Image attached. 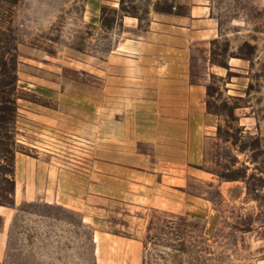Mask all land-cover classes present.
I'll use <instances>...</instances> for the list:
<instances>
[{
    "label": "rangeland",
    "instance_id": "374dc122",
    "mask_svg": "<svg viewBox=\"0 0 264 264\" xmlns=\"http://www.w3.org/2000/svg\"><path fill=\"white\" fill-rule=\"evenodd\" d=\"M165 10L211 17L220 30L192 57L193 78L209 86L217 125L202 166L211 179L192 180L189 190L212 205L214 216L151 211L143 264H264V0H0V27L12 28L18 51L11 149L14 156L87 171L92 112L76 104L91 103L92 92L76 83H91L93 58L115 49L125 17L144 31L166 18ZM71 119L84 123V135L62 128ZM6 208L2 264H96L93 232L80 214L43 202Z\"/></svg>",
    "mask_w": 264,
    "mask_h": 264
},
{
    "label": "crops",
    "instance_id": "0c3cea01",
    "mask_svg": "<svg viewBox=\"0 0 264 264\" xmlns=\"http://www.w3.org/2000/svg\"><path fill=\"white\" fill-rule=\"evenodd\" d=\"M166 15L144 31L125 17L115 49L103 60L93 58L91 83H76L77 90L92 92L91 103L76 104L92 112L87 171L25 154L15 158V203L43 202L80 214L93 232L96 264H143L153 210L214 216L212 205L189 190L190 181L211 179L202 166L217 125L205 82L193 78L192 57L220 30L211 17ZM83 124L71 119L62 128L84 135ZM0 216L7 226L8 208L0 206ZM5 240L0 229V264Z\"/></svg>",
    "mask_w": 264,
    "mask_h": 264
},
{
    "label": "trees",
    "instance_id": "16d2710c",
    "mask_svg": "<svg viewBox=\"0 0 264 264\" xmlns=\"http://www.w3.org/2000/svg\"><path fill=\"white\" fill-rule=\"evenodd\" d=\"M173 14L172 10H165ZM105 8H101V23L105 24ZM14 31L10 27H0V184L4 185L0 193V206L6 207L14 203L15 195V158L11 146L16 143L18 118V51L15 43ZM222 67L230 70L228 64ZM207 94L210 96L209 86ZM207 110L213 112L207 101ZM9 155V156H8ZM1 229V226H0Z\"/></svg>",
    "mask_w": 264,
    "mask_h": 264
}]
</instances>
